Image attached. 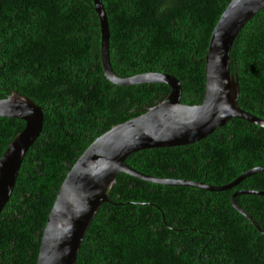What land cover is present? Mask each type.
<instances>
[{
	"label": "trees",
	"instance_id": "obj_1",
	"mask_svg": "<svg viewBox=\"0 0 264 264\" xmlns=\"http://www.w3.org/2000/svg\"><path fill=\"white\" fill-rule=\"evenodd\" d=\"M100 1L113 73L171 74L180 102L199 103L208 37L229 0ZM228 70L237 76L238 107L264 119V6L236 33ZM166 90L162 83L115 85L104 78L91 0H0V98L16 91L42 110L40 133L0 211V264H35L56 190L82 149ZM22 126L0 116V154ZM124 162L147 175L222 185L264 166V128L231 117L195 142L141 149ZM236 190H264V172L218 191L116 173L110 203L98 206L73 264H264V234L230 204ZM234 200L264 232V196ZM124 202L148 204H111Z\"/></svg>",
	"mask_w": 264,
	"mask_h": 264
},
{
	"label": "water",
	"instance_id": "obj_2",
	"mask_svg": "<svg viewBox=\"0 0 264 264\" xmlns=\"http://www.w3.org/2000/svg\"><path fill=\"white\" fill-rule=\"evenodd\" d=\"M91 4L98 20L99 58L103 76L115 85L151 82L166 84V95L147 107L144 112L112 125L82 149L56 190L42 228L35 264L74 263L82 237L98 206L102 202L110 203L107 192L116 173L122 172L151 183L218 191L230 189L248 175L264 172V166H254L223 185L211 186L199 181L143 174L123 161L129 153L141 149L195 142L226 123L231 117L264 128V119L238 107L237 76L228 70L230 46L236 33L264 6V0H229L220 12L210 31L203 58L202 98L199 103L190 105L180 102V83L171 74L146 71L119 77L113 73L108 55L105 12L100 0H91ZM0 116L23 121L21 130L13 136L0 154L1 211L11 193L21 159L41 129L42 110L27 96L11 91L0 98ZM244 193L264 196V190H236L229 198L235 210L264 234L251 217L235 203L234 196ZM125 203L148 204H111ZM160 214L163 222L162 213Z\"/></svg>",
	"mask_w": 264,
	"mask_h": 264
},
{
	"label": "bare ground",
	"instance_id": "obj_3",
	"mask_svg": "<svg viewBox=\"0 0 264 264\" xmlns=\"http://www.w3.org/2000/svg\"><path fill=\"white\" fill-rule=\"evenodd\" d=\"M40 130H41V129H40ZM39 133H40V131H39ZM39 133H38V134H39ZM37 136H38V135H37ZM37 136H36V137H37ZM34 140H35V139H34ZM221 149H222V148H221ZM131 153H132V152H131ZM129 154H130V153H129ZM129 154H128V155H129ZM128 155H127V156H128ZM123 161H124V160H123ZM124 163H125V162H124ZM125 164H126V163H125ZM131 168H132V167H131ZM138 172H139V171H138ZM140 173H141V172H140ZM143 174H144V173H143ZM151 176H152V175H151ZM114 178H115V177H114ZM186 180H189V179H186ZM14 181H15V180H14ZM192 181H195V180H192ZM199 182H202V181H199ZM203 183H204V182H203ZM204 184H205V183H204ZM13 185H14V184H13ZM206 185H209V184H206ZM222 185H223V184H222ZM111 186H112V185H111ZM211 186H220V185H211ZM12 188H13V187H12ZM109 189H110V188H109ZM11 191H12V190H11ZM107 193H108V192H107ZM9 196H10V195H9ZM107 197H108V196H107ZM8 198H9V197H8ZM108 200H109V199H108ZM106 202H107V201H106ZM251 219H252V218H251ZM252 220H253V219H252ZM253 221H254V220H253ZM254 222H255V221H254ZM255 224H256L257 228L260 229L256 222H255ZM260 230H261V229H260Z\"/></svg>",
	"mask_w": 264,
	"mask_h": 264
},
{
	"label": "rangeland",
	"instance_id": "obj_4",
	"mask_svg": "<svg viewBox=\"0 0 264 264\" xmlns=\"http://www.w3.org/2000/svg\"><path fill=\"white\" fill-rule=\"evenodd\" d=\"M99 63H100V58H99ZM100 69H101V67H100ZM101 71H102V70H101ZM102 75H103V74H102ZM104 78H105V77H104ZM105 79H106V78H105ZM106 80H107V79H106ZM145 109H146V108H145ZM144 111H145V110H144ZM144 111H143V112H144ZM141 112H142V111H141ZM141 112H140V113H141ZM21 121H22V120H21ZM20 130H21V129H20ZM12 138H13V137H12ZM12 138H11V139H12ZM8 143H9V142H8ZM8 143H7V144H8ZM234 209H235V208H234ZM241 209H242V208H241ZM242 210H243V209H242ZM243 211L246 212L245 210H243ZM238 213H239V212H238ZM246 213H247V212H246ZM239 214H240V213H239ZM247 214H248V213H247ZM240 215H242V214H240ZM248 215H249V214H248ZM242 216H243V215H242ZM249 216H250V215H249ZM250 217H251V216H250ZM251 218H252V217H251Z\"/></svg>",
	"mask_w": 264,
	"mask_h": 264
},
{
	"label": "clouds",
	"instance_id": "obj_5",
	"mask_svg": "<svg viewBox=\"0 0 264 264\" xmlns=\"http://www.w3.org/2000/svg\"><path fill=\"white\" fill-rule=\"evenodd\" d=\"M42 232V231H41ZM40 236H41V234H40ZM39 242H40V237H39V241H38V247H39Z\"/></svg>",
	"mask_w": 264,
	"mask_h": 264
}]
</instances>
